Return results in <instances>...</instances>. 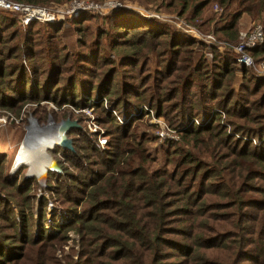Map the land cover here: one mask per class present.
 <instances>
[{
  "label": "trees",
  "instance_id": "1",
  "mask_svg": "<svg viewBox=\"0 0 264 264\" xmlns=\"http://www.w3.org/2000/svg\"><path fill=\"white\" fill-rule=\"evenodd\" d=\"M8 1L52 10L65 8L74 0ZM118 1L138 2L151 11L175 15L202 35H213L219 44L209 46L190 34H181L173 26L137 13H107L118 21V55L133 63L142 62L141 75L120 79L112 93L111 88L102 91L101 87L109 80L114 82L116 72L98 76L99 85L91 88L89 97L98 101L93 106L101 110L99 123H110L115 128L108 132V149L100 151L89 141L79 148L82 154L58 147L51 152L60 150L69 155H62L64 161L57 158L63 174L49 173L47 192L51 189L53 199L72 203L81 212H76L67 225L59 226L58 235H33L36 229L28 227H36L34 213L21 206V216L8 219L13 235H0V264H62L55 254L57 247L69 240L70 231L80 238L85 259L82 264H166L174 257L182 258L179 264H195L193 259L201 252L216 250L218 242L221 249L231 244L235 259L227 257L218 262L203 254V264H240L238 259L264 264V142L260 146L253 142L264 140V77L248 69L240 71L232 49L246 20L261 24L264 29V0ZM9 14L16 15V23L18 18L22 21L19 14L0 9V18ZM87 16L95 15L86 11L70 20L85 37L87 30L81 25ZM35 24L39 23L23 27L32 28ZM204 27H208L207 32ZM0 31L7 30L0 25ZM120 31L125 36H119ZM5 39L0 36V44ZM209 50L211 57L207 56ZM251 55L256 60L264 59V45L251 51ZM8 61L4 51H0V108L5 110L17 104L3 102L6 89L12 85L8 79L14 76L6 71ZM152 78L153 83L148 84ZM135 80L141 87L131 101ZM238 82L241 92L236 91ZM188 85L195 86V90H187ZM104 98L114 112L119 105L129 104L130 115L146 105L171 128L182 129L179 141L165 146V165L159 164L148 147L155 138L146 131L151 125L143 120L145 114L119 124L113 110L104 106ZM85 105L80 108L85 109L88 104ZM25 167L13 175L11 162L7 170L0 165L2 207H9L12 198L30 190L26 187L34 178L24 174L20 182L17 177ZM51 177L54 186H50ZM257 180L262 184L257 188L258 198L252 202L247 194L253 189L249 183ZM72 191H76L75 197L70 196ZM213 195L221 201L212 202L209 196ZM22 198L29 203L32 196ZM252 207L255 208L249 210ZM218 211L227 212L219 216L223 225L220 229L225 233L219 237L218 225L209 223L213 221L211 213ZM18 225L24 228L19 229ZM226 229H231L228 234ZM17 242L22 247L19 252L14 250ZM176 250L182 251L180 256L174 255Z\"/></svg>",
  "mask_w": 264,
  "mask_h": 264
},
{
  "label": "rangeland",
  "instance_id": "2",
  "mask_svg": "<svg viewBox=\"0 0 264 264\" xmlns=\"http://www.w3.org/2000/svg\"><path fill=\"white\" fill-rule=\"evenodd\" d=\"M78 1L89 3V5H92L93 3L104 5L109 1L120 2L118 0H107L106 2H97L95 0ZM120 3L122 5H119L118 3L115 8L108 7L106 9L88 10L87 12H91L95 16H87L85 22L81 25L84 27L85 31L87 30L86 37L84 35L82 36L81 33H78L75 26L70 24V20L78 19L82 14L81 13L79 16L68 14L67 10L71 9V3L62 9L50 10L45 7L48 12H58L59 15L57 21L51 23L46 21H35L39 24H35L32 28L29 27L31 29H25L23 27H28L31 23L25 24L19 13L16 14L21 16L22 21L18 18L17 23L14 20L16 17L14 14H9V16L3 15V17L0 18V25L7 30L6 32L0 31V36L6 38L4 42L0 44V51H4V56L9 58L8 63L5 65L6 71L9 72V74L14 75L12 79H8L10 80L8 83L12 85L10 86V89H6L7 95L3 99V102L8 103L15 101V104L17 103L13 109L6 108L8 110H2L10 113L14 118L19 120L18 123L12 122L5 126H0V152L6 151L4 154L0 153V165L3 164L6 166V170L7 167H9L10 162L11 167L13 168L18 151L24 139L30 134V130H32L30 128L32 123L37 124L39 129H43L48 126L49 115H52L57 123L66 118L77 120L79 122L82 129L79 131L73 130L70 134V138L74 141V152L78 151L79 154H82L80 153L81 151L79 148L84 144H88L89 141L95 143L100 151H106L108 149L110 144V136L108 132L115 131V128L112 127L110 123H104V125L101 122L99 123L98 116H102L101 110L98 108L96 110V108H94L93 104L98 103V101L89 97L90 90L93 86L97 89L100 79L98 76L100 74L110 71L116 72V74H114L116 80L114 82L109 80L107 84H104L105 81H102V84L104 85L101 87V90L105 91L108 88H111L112 90L109 91L112 93L120 79L128 78V76L131 75L140 76L141 74H139V72L142 65V62L138 63V61H136L133 63L128 60H123L121 54L118 55L120 48L117 46L118 35L115 31L118 21L114 16H108V14L113 11L126 10L129 11V13H137L145 18L157 19L161 23L168 24L171 27L173 26L175 30L181 34H186V32L180 28V24H186L182 18L166 14V12L160 14L151 11L149 8L144 7L138 2H129L126 4L123 2ZM106 14L108 17L104 16ZM255 24L246 20L241 24V28L242 30H249ZM203 30L207 32L208 27H204ZM210 30H212V27H210ZM123 34H125L124 31H122L119 36H125ZM5 46L7 50L4 49ZM151 65L155 67L154 64L151 63ZM10 66L14 67L12 68ZM2 68L3 66L0 64V69ZM153 78L151 81H148V84L153 83ZM132 82L135 85V92L130 95L131 101L135 99L134 94L136 93L138 86L141 87L139 81L135 80ZM237 84L236 91L241 92L239 82ZM195 88V86H187V90L190 91L195 90ZM14 91L17 93L11 95V92ZM102 101L104 106L108 107L106 108L107 110L110 112L112 110L114 111V109L111 110L109 108L108 101L105 98L102 99ZM106 102L107 106L105 105ZM84 103H86V105L88 104V106L85 109H81L80 107H82ZM91 106H93V108ZM129 106V104H126L125 106L124 104H121L116 107V113L113 116L119 124L123 123L118 121L116 115L121 117L125 116L124 123L134 121L133 118H138L143 115V113L138 115L134 114L133 116H130L131 114L128 115L127 110H130ZM87 108H90L91 113L86 111ZM143 120L148 121L147 123L151 125L149 129L146 128V131L150 136L152 135L155 138L154 141H151L148 144L150 152L158 159L159 164L163 166L165 165V149H167L165 146L170 142L162 143L155 133L159 129V126L151 123V119H147L145 116ZM91 124L92 126H90ZM94 125L98 127V133L93 132V130H95ZM29 128L30 130H28ZM36 134H38V132ZM104 139L108 140V146H100L99 142ZM179 139L180 135L178 140L171 142H178ZM55 150L56 148L52 152ZM85 153H89V151H86ZM52 155L54 158L56 157V160L58 158L59 160L64 161L62 155L64 156L66 154L57 150ZM28 169L29 167L26 166L18 174L17 177H19L18 180L20 182L23 175L25 174L26 176ZM74 170L78 172V170ZM14 173L16 172L10 171V174L14 175ZM64 179L65 178H62L61 181H64ZM35 180V178L29 180V185H27L26 188H29L30 190L20 197L16 196L15 198H12L9 207H2L3 203L0 201V235H13V229L11 228L12 225H10L8 219L13 218V216L20 217L22 214L20 211L21 206H23V209L27 210V212L31 210V212L33 211L34 213L33 222L36 221V227H28L29 229H36V231L33 232V235H37L38 232H46L47 235L52 236L58 235L59 226L67 225L73 220V218H75V215L77 214L76 212H81V209L72 206V203H60L55 200L58 197L53 199L54 195L52 197L51 189L45 196H42L45 198V201H42V197H39L38 183ZM52 180L53 177H51L50 186H54ZM70 184L74 185L75 182ZM249 184L253 189L248 191L247 194H249L248 196L253 199L252 202H254L255 198H258L257 188L261 186L262 182L257 180ZM198 189L199 187H196L195 192H197ZM26 195L32 196L29 203H25L22 198V196ZM70 196L75 197L76 191H72ZM209 197L212 202L218 203L221 201L214 195ZM15 206L16 208H14ZM254 208L255 207H252L249 210H253ZM226 213L227 212L223 211L211 213L213 221H209V223L211 222L210 225L213 226H215V224L218 225L217 229L220 230L217 234L218 237L225 235L224 231L220 229L222 228L220 226L223 225H220L221 223H219L218 220L219 216ZM250 213H254V211H250ZM18 228L23 229L24 227L23 225H18ZM229 230L231 229H226L227 234ZM68 237L69 240L65 244L59 247L56 245L57 252L55 258L61 260L62 264L85 263V259L82 256V245L79 236L75 234V232L70 231L68 232ZM171 239L175 238L171 237ZM213 239H215V237H211V240ZM179 241H181V239ZM230 245L231 244H227L226 248L221 249V243L218 242V248L216 250L211 253L201 252L199 257H196L193 260H195V264H203V254H205L208 258L218 262L225 261L227 257H230L233 261L235 255ZM14 248L15 252H19L22 247L19 242H17V245ZM108 250H110V247H108ZM8 252V254L12 255L11 251ZM178 252L179 251L176 250L174 255L180 256L182 251L181 253ZM181 260V257L169 258L166 261V264H179ZM238 262L240 264H248L249 261L246 259H238ZM106 264L111 263L107 261Z\"/></svg>",
  "mask_w": 264,
  "mask_h": 264
},
{
  "label": "built area",
  "instance_id": "3",
  "mask_svg": "<svg viewBox=\"0 0 264 264\" xmlns=\"http://www.w3.org/2000/svg\"><path fill=\"white\" fill-rule=\"evenodd\" d=\"M118 3L119 5H122L120 2L116 1H109L104 5L94 3L92 5H89V3L74 0L71 3V9L67 10V13L79 16L82 12H86L90 9H106L108 7L115 8ZM0 9L7 12L19 13L22 16L23 22L25 24H30L35 21H46L50 23L56 22L59 15L58 12H48L45 8L42 7H34L32 5L12 2L8 0H0ZM180 25V28H182L187 34L194 36L195 38L205 42L209 46L219 44L217 42V39L213 35L204 36L196 29L185 23ZM262 45H264V29L261 24H255L249 30H243L240 32L238 43L235 46H232V49L236 54V61L240 71H242L243 69H248L253 71L258 76L264 77V59L256 60L251 55V51ZM209 51L207 53V56L211 57V51L210 54ZM105 105L107 106V102L105 103ZM86 111L91 113L90 108H87ZM113 113L115 114L116 112L113 111ZM142 113L145 114L146 118L151 119V123L159 126V129L155 133L157 135V138L162 143L178 140L179 133L182 131V129H172L163 119L157 117L156 112L150 107L143 105L136 113H132L130 116ZM116 118L120 123L124 124L125 116L121 117L119 115H116ZM12 122L18 123L19 120L14 118V116H12L10 113L5 112L2 110V108H0V126H5L8 123L10 124ZM90 126H92V124ZM94 128L95 130H93V132L98 133V127L94 125ZM253 142L256 145L260 146L264 142V140H253ZM99 144L100 146H108V140L104 139L100 141ZM18 169L12 168L11 172H16Z\"/></svg>",
  "mask_w": 264,
  "mask_h": 264
},
{
  "label": "bare ground",
  "instance_id": "4",
  "mask_svg": "<svg viewBox=\"0 0 264 264\" xmlns=\"http://www.w3.org/2000/svg\"><path fill=\"white\" fill-rule=\"evenodd\" d=\"M30 128L28 129L31 131H28L30 134L26 136L18 151L14 168L18 169L25 165L29 167L30 175L40 176L49 168L47 151L56 140L52 138L53 129L49 126L39 129L37 124L32 123ZM37 132L38 134H36ZM40 134L43 136L40 137Z\"/></svg>",
  "mask_w": 264,
  "mask_h": 264
},
{
  "label": "water",
  "instance_id": "5",
  "mask_svg": "<svg viewBox=\"0 0 264 264\" xmlns=\"http://www.w3.org/2000/svg\"><path fill=\"white\" fill-rule=\"evenodd\" d=\"M48 126L53 129L52 131V138H55L56 142L52 144V147L49 148L47 151L48 156V170L42 175H30L29 169L26 173V178H35L38 187H39V197L45 196L48 189V178L49 173H55V174H63V169L59 165L58 161L53 157V155L50 153L52 152L56 147L61 148L63 150H67L70 152H74V141L72 138L69 137V133L73 130H81L82 127L79 124L77 120H71L70 118H66L64 120H61L60 122H56L52 115H49L48 117ZM47 127V126H46ZM45 135V134H44ZM43 134H40V137H42ZM17 158V157H16ZM16 160V159H15ZM15 165L13 166V169Z\"/></svg>",
  "mask_w": 264,
  "mask_h": 264
}]
</instances>
